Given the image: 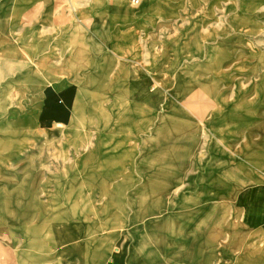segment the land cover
<instances>
[{
    "label": "rangeland",
    "instance_id": "rangeland-1",
    "mask_svg": "<svg viewBox=\"0 0 264 264\" xmlns=\"http://www.w3.org/2000/svg\"><path fill=\"white\" fill-rule=\"evenodd\" d=\"M104 1L51 3L45 36H52L48 56L54 68L62 66V30L68 15L84 14V30L91 29ZM8 6L10 36L5 40L20 37L43 14L39 2ZM163 7L167 12L162 16V44L145 55L148 66L156 59L163 74L149 87L150 101L145 104L126 99L120 93L127 87L110 85L107 75H97L99 70L89 84L62 74L43 88L11 85L28 66L14 65L16 53L2 45L0 64L11 73L0 78V234L6 243L0 249V264H16V238L24 237L23 229L52 233L80 229L92 235L90 254L92 247L110 242L124 249L127 257L146 259L140 236L164 240L169 228L166 207L172 201L175 214L198 211L207 203L200 191L206 186L212 141L224 150L216 136L223 102L215 96L234 94L257 82L256 88L264 89V0H165ZM151 41L149 35L143 40L147 45ZM209 49L221 63L210 65L208 74L186 69L195 61L206 63ZM252 62L260 65L254 76L252 65L246 64ZM212 72L218 73L216 79ZM153 73L149 69L150 77ZM211 89L215 94L209 93ZM165 119L181 123L184 136L176 141L165 138ZM58 124L64 128L58 129ZM140 143L149 145L147 160L136 157ZM159 157L164 161L154 164ZM229 183L241 188L254 185ZM173 184L175 188L169 189ZM76 185L85 188L77 196ZM58 188L64 190L61 197ZM79 207L84 221L68 227L67 217L75 216ZM213 216V207L205 210L197 225ZM8 239L12 245H7ZM246 247L245 259L253 257V241ZM258 252L257 262L249 259L243 264H264V244ZM55 254V247L48 244L46 260L53 261Z\"/></svg>",
    "mask_w": 264,
    "mask_h": 264
},
{
    "label": "bare ground",
    "instance_id": "bare-ground-1",
    "mask_svg": "<svg viewBox=\"0 0 264 264\" xmlns=\"http://www.w3.org/2000/svg\"><path fill=\"white\" fill-rule=\"evenodd\" d=\"M53 0H0V51L2 45L8 46V50L16 53V61L14 65L25 68L23 73L17 74L11 80V85L16 83L34 85L38 88H43L52 82L59 79L62 74H75L78 82L86 80L89 84L95 73V67L101 62L103 55L107 56L105 61H108V44L113 38L110 36V30L114 31L116 27L112 23H108L103 31L100 28V22L96 18V14L91 24V29L84 30L79 37V46L77 47V37L69 39L66 37V30L63 33L62 60L61 67L54 68L48 56L49 44L52 42V36H45L46 28L49 27L51 3ZM165 0H143L139 7L130 5L131 0H119L114 6H107L106 12L115 16L125 18L124 22L119 25L118 31L124 27L134 24L132 15L145 14L148 17L155 19L156 16L164 15L167 11L163 7ZM39 2L43 6V14L39 22H33L24 33L16 38L8 37L7 20L11 15V10L8 5L26 4L31 5ZM141 4V1H140ZM139 4V5H140ZM138 6V5H136ZM48 24V26H46ZM128 36L126 41H129L133 31L123 33ZM48 37V38H47ZM110 37V38H109ZM103 41L105 44H102ZM131 41V40H130ZM128 42V44L130 43ZM7 42V43H6ZM70 51V53H68ZM25 53L24 57L21 56ZM200 55H203L202 53ZM23 57V60L21 58ZM21 60V61H20ZM221 63L212 49H209L206 63L203 61H195L188 65L187 68L191 72L208 74V67H213ZM12 64V63H8ZM63 68V69H62ZM8 70L4 72L0 64V78H4L6 74H10ZM100 75V74H97ZM212 79L218 77L217 72H212ZM183 76V75H182ZM181 76V77H182ZM182 81V80H181ZM89 85H85L88 87ZM209 93L215 94L211 89ZM257 94L264 98V89L257 88ZM215 96V95H213ZM215 98L220 99L216 95ZM226 106V105H225ZM264 108V107H263ZM226 110V109H225ZM229 118V116L227 115ZM260 117L264 123V110L261 111ZM261 121V122H262ZM227 123L228 121H224ZM262 123V124H263ZM58 129L64 127L58 124ZM263 126L259 127L262 132L260 139L261 148L258 150L260 158L257 164V170L253 173L264 174V130ZM182 124L170 119H165V127L163 133L165 138L177 140L183 137L181 133ZM227 131V129L225 130ZM66 134V132H63ZM220 131H216V136L220 137ZM190 138L192 136L189 135ZM212 141L210 148V159L206 167V186L200 191L203 199H207L205 206L197 207L198 211L193 212L192 209L182 211L175 214L172 211V203L166 207V218L169 222V228L166 231L164 240L155 242L144 234L141 235L140 241L145 249L146 259H138L135 256L125 255V250L119 247H112L108 242L102 244L99 248L92 247V254L88 253V246L91 245V236L89 233H78L72 231L70 234H65L61 231H41L32 232L28 229H23V238L29 241L31 251L35 253L34 260H30L28 264H44L47 256V245L52 244L56 252H62L66 248L71 249L70 254L77 255L80 264H234L241 262L242 255L247 250V244L251 238L258 237L264 239V227L257 229L252 233L253 229L264 225V175L259 176V181L254 186L241 188L230 183L221 181L217 176V171L226 162H233L235 158H228L227 154L220 149L219 146ZM224 159L227 161L223 162ZM164 161V157L155 159V163ZM170 187V186H169ZM175 184L169 189H174ZM85 188H78L76 185L73 194H81ZM76 191V192H75ZM95 188L92 186V192ZM57 192L60 197L64 193L63 188H58ZM75 192V193H74ZM174 194V192H172ZM68 200L67 198L65 199ZM82 199H77V205L80 206ZM145 204V203H144ZM213 207L214 216L209 217L206 224L197 225L200 215L207 209ZM82 207L76 209L75 216L67 220L68 227L72 224H82L83 212ZM84 221V220H83ZM75 222V223H74ZM203 229V230H202ZM1 232V230H0ZM259 234V235H258ZM79 242L83 245V249H75L74 243ZM57 242L58 245H57ZM90 250V248H89ZM239 260V261H238ZM72 264V263H71Z\"/></svg>",
    "mask_w": 264,
    "mask_h": 264
},
{
    "label": "crops",
    "instance_id": "crops-1",
    "mask_svg": "<svg viewBox=\"0 0 264 264\" xmlns=\"http://www.w3.org/2000/svg\"><path fill=\"white\" fill-rule=\"evenodd\" d=\"M76 1L78 2L79 0ZM115 4L116 2L105 0L103 3L104 8L101 9L98 14H96V18H98V21L100 22L99 26L103 29V31L108 23H112L116 29L114 31H109L113 40L110 41L107 46V51L109 53L108 61L104 60L107 58V56L104 54L103 60L97 64L95 71H100L98 72L100 77H106L107 75L106 79L109 80L110 85H112V83L115 85H125L127 90L124 92V94H120L128 96L126 99H134L145 104L146 102L150 101V95H148L149 87L152 85H157V79H161L160 76L163 74L159 69V64L156 63V59L154 65L151 62V66H148L149 63H147L145 55L150 48L157 47V49H159V46L162 44L163 33L161 34L160 31L162 30V27H164V18L162 17L163 15L156 16L155 19H153V16L150 18L145 14H134L132 17L135 23L124 27L123 30L118 31L119 25L124 22L126 17L120 19L114 14L112 15L111 13L106 12L107 6L111 7ZM83 15L84 14H77L74 16L68 15L67 25L65 27L66 37L69 39H75L77 37V47L79 46V37H81V34L85 29L84 20H82L84 17ZM129 31H133V34L131 35L129 39V41H131L128 44L129 41H126L128 36L124 35L123 33H127ZM148 35L152 41L147 45L144 44L143 40L146 39V36ZM101 43L105 44L103 41H101ZM69 52L70 51H68V53ZM246 64L252 65L250 71L252 76H254L256 69H260V65L257 63L252 62ZM149 69H151L152 72L155 70V73H153V76L151 77L149 75ZM69 75H71V79H75L77 77L73 73ZM70 78H68V80ZM251 79L254 80L253 78ZM256 86H258V82L247 89L244 87L243 89L237 88V92L234 94H228L229 92L226 91L221 95L220 99L223 102V117L221 120L220 131L221 146L228 158L236 159L231 163H224V165L219 168L220 172H217V176L223 182L227 181V183H229L234 181L239 183H253L255 185V183L260 180L259 176L264 175L261 173H253L254 170H257V164L260 162L258 150L262 149L260 145L262 132L259 127L264 125L262 118L260 117L261 111L264 110V98L257 94L258 87L256 88ZM135 90H138V93L136 94V98H133L132 95L133 91ZM224 121L228 122L225 123ZM226 129L227 131H225ZM148 149V143L145 145L142 143L141 147H139L137 150L139 155H136V157L139 156L141 160H147ZM225 161H227V159H224L223 162ZM222 170L225 171V173L222 172ZM263 227L264 225L261 224L251 232L254 233L255 231H258L257 229ZM72 229L73 228H66L63 232L65 234H70L71 232L69 233V231ZM76 229L78 230V227ZM79 230L78 233H80ZM1 234L0 249L6 245V243H4L5 240L1 239ZM256 238H251L253 241V257L245 259L246 255L243 254L242 260L241 262L238 260V264H243L249 259H252L255 262L260 259V252L258 251L259 247L264 244V239L258 237V243H256ZM12 240L14 241L15 239ZM7 245H12L10 240ZM73 245L77 250H79V248L84 250L83 245L79 244L78 241ZM30 246L31 245L29 241H26L25 238H16V264H28L30 260H34L35 253L31 251ZM71 251L72 250L69 248H66V250L62 252L55 251L56 254L54 255V260L51 262L45 260L44 264H80L78 256L70 254Z\"/></svg>",
    "mask_w": 264,
    "mask_h": 264
},
{
    "label": "built area",
    "instance_id": "built-area-1",
    "mask_svg": "<svg viewBox=\"0 0 264 264\" xmlns=\"http://www.w3.org/2000/svg\"><path fill=\"white\" fill-rule=\"evenodd\" d=\"M116 1V0H114ZM141 0H131L134 5H139Z\"/></svg>",
    "mask_w": 264,
    "mask_h": 264
}]
</instances>
